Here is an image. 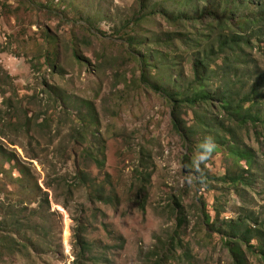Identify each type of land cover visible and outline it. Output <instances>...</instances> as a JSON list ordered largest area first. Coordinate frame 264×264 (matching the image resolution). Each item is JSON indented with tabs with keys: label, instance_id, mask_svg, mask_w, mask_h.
<instances>
[{
	"label": "rangeland",
	"instance_id": "obj_1",
	"mask_svg": "<svg viewBox=\"0 0 264 264\" xmlns=\"http://www.w3.org/2000/svg\"><path fill=\"white\" fill-rule=\"evenodd\" d=\"M183 1L149 0L140 14L137 0H0V147L17 159L0 175V264H234L228 224L239 219L246 264H264L252 230L264 233V126L239 131L253 168L219 146L197 170L202 143L175 133L141 80L139 56L156 62L150 46L171 29L159 11ZM246 50L253 64L239 72L264 70L256 42ZM181 63L162 73L189 78ZM43 198L49 209L26 221Z\"/></svg>",
	"mask_w": 264,
	"mask_h": 264
},
{
	"label": "trees",
	"instance_id": "obj_2",
	"mask_svg": "<svg viewBox=\"0 0 264 264\" xmlns=\"http://www.w3.org/2000/svg\"><path fill=\"white\" fill-rule=\"evenodd\" d=\"M58 1L60 0H46V4ZM137 2L139 11H144L149 6V0ZM243 7L248 11L241 12ZM150 13L155 14L154 11ZM158 15L167 20L171 29L165 31L163 37L155 39L150 46L154 51H160L154 54L149 50L151 55H160L156 62H149L145 56H139L141 80L147 92L157 93L165 102L170 109L173 130L188 145L197 146L204 141L193 137V133L204 137L212 135L216 148H225L236 161L245 159L249 168H253V150L239 131L248 135L254 129L258 135L262 134L257 128L264 126V70L240 73L239 69L244 63L253 64L246 48L252 49L254 42L264 56V47H261L264 42V0H184L175 13L161 8ZM150 17L151 15H147L144 18ZM135 19L141 20L137 15ZM129 23L130 21L126 25ZM197 24L202 28L196 31L183 30L184 27L195 28ZM179 47H183L181 51L188 48L191 50L179 54ZM185 57L190 59L189 78L181 70L177 75L171 76L173 79L162 73L169 72L167 68L182 67L181 60ZM151 69L152 73L149 72ZM188 111L194 112L193 123L189 125L184 119ZM1 158L5 160L0 161V175L8 176L10 172L6 171L8 169L4 162L14 165L17 159L11 151L6 152L0 147V160ZM229 178L235 184L242 180L243 174L230 173ZM49 207L47 198L37 201L26 221L39 217L43 209ZM11 218L12 224H20L25 219L21 212ZM178 221L181 224L182 219L179 218ZM252 230L258 238H264L260 229ZM228 232L235 237V240L226 243L234 264H246V255L240 247L239 239L244 237L249 240L250 228L239 219L229 221ZM262 238L258 247L260 255L264 257ZM6 241L5 238L0 240ZM77 241L85 244L81 236H78Z\"/></svg>",
	"mask_w": 264,
	"mask_h": 264
},
{
	"label": "clouds",
	"instance_id": "obj_3",
	"mask_svg": "<svg viewBox=\"0 0 264 264\" xmlns=\"http://www.w3.org/2000/svg\"><path fill=\"white\" fill-rule=\"evenodd\" d=\"M216 148L215 141L211 137H206L202 142L199 155L195 161V167L199 169L200 163L206 161Z\"/></svg>",
	"mask_w": 264,
	"mask_h": 264
}]
</instances>
